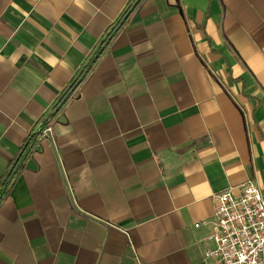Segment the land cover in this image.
<instances>
[{
	"label": "crops",
	"instance_id": "crops-1",
	"mask_svg": "<svg viewBox=\"0 0 264 264\" xmlns=\"http://www.w3.org/2000/svg\"><path fill=\"white\" fill-rule=\"evenodd\" d=\"M134 1L0 0V188L38 141L0 264H208L214 196L264 190V0H141L110 37Z\"/></svg>",
	"mask_w": 264,
	"mask_h": 264
},
{
	"label": "built area",
	"instance_id": "built-area-1",
	"mask_svg": "<svg viewBox=\"0 0 264 264\" xmlns=\"http://www.w3.org/2000/svg\"><path fill=\"white\" fill-rule=\"evenodd\" d=\"M51 125L41 131L50 136ZM208 264H264V190L247 180L214 196Z\"/></svg>",
	"mask_w": 264,
	"mask_h": 264
},
{
	"label": "trees",
	"instance_id": "trees-1",
	"mask_svg": "<svg viewBox=\"0 0 264 264\" xmlns=\"http://www.w3.org/2000/svg\"><path fill=\"white\" fill-rule=\"evenodd\" d=\"M140 2H141V0H135L134 1V3L132 4V6L125 13V15L122 18V20L120 21V23L113 30V32L110 35V37L116 31H118L119 29H121L124 26V24L127 22V20L131 16V14L133 13L134 9L138 6V4ZM81 77L78 79V81H76V83L74 84V86H76L77 84H79V82L81 80ZM68 95H69V93L66 94L62 98V100L60 101V103L54 109V113L67 100ZM37 142L38 141H37V137L36 136L31 137L29 139V141L26 143V145L23 147L22 153H21L20 157L18 158V160L15 163L12 164V167H11L9 173L7 174L5 180H4V182H3V184H2V186L0 188V201L2 200L3 197L8 196L11 193V191L14 188V186H15L18 178L20 177V174L22 173V171L26 167V161H27V159L30 158L34 154V152L38 149V143Z\"/></svg>",
	"mask_w": 264,
	"mask_h": 264
}]
</instances>
